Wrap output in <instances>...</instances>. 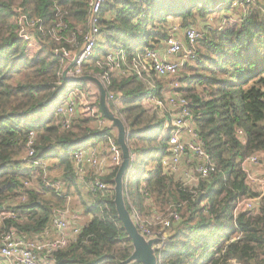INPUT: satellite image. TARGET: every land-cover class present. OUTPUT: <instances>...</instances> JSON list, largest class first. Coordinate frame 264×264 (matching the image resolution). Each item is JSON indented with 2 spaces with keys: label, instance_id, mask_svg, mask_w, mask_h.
<instances>
[{
  "label": "trees",
  "instance_id": "trees-1",
  "mask_svg": "<svg viewBox=\"0 0 264 264\" xmlns=\"http://www.w3.org/2000/svg\"><path fill=\"white\" fill-rule=\"evenodd\" d=\"M232 9L239 19L228 15ZM211 15L222 17L218 26H198ZM172 20L183 29L198 26L200 34L194 55L184 58L176 75L179 86L171 93L188 101L211 164L194 194L163 172L172 128L170 119L155 120L149 106L151 99L164 101L165 94L161 86L142 83L149 76L169 79L155 75L145 54L164 50ZM98 26L91 55L82 65L84 76L75 77L74 66L62 52L70 54L83 46L89 32L88 0H0V213L11 214L0 223V241L12 230L29 240L49 228L54 208L65 207L68 184L77 187L74 152L112 134L111 128L79 133L70 128L62 133L66 130L60 132L61 121L51 109L69 90H88L93 82L86 75L95 73L102 77L107 96L120 94L125 105L120 113L128 121L129 161L121 185L131 221V206L143 216L152 214V208L162 215H181L182 220L172 225L161 264H224L231 259L264 264V194L252 211L235 212L237 201L260 195L248 184L240 163L264 153V1L107 0ZM107 49L123 51L129 65L143 63L144 70L138 66L141 77L110 71L102 63ZM97 108L105 119L99 102ZM148 116L153 118L143 122ZM30 137L34 154L25 160ZM50 158L63 167L64 193L54 187L57 180L32 183V171ZM118 170L112 168L100 180L108 193L90 190L96 194L85 209L91 218L78 239L56 253V264H142L131 260L134 246L117 212Z\"/></svg>",
  "mask_w": 264,
  "mask_h": 264
},
{
  "label": "built area",
  "instance_id": "built-area-1",
  "mask_svg": "<svg viewBox=\"0 0 264 264\" xmlns=\"http://www.w3.org/2000/svg\"><path fill=\"white\" fill-rule=\"evenodd\" d=\"M106 1L107 0H88L90 30L85 37L83 46L71 59V65L75 66V75L79 74L82 65L91 55L96 42L95 37L100 31L98 26L100 8ZM246 2H248V0H246ZM22 17L23 16H21L20 19H22ZM177 31L176 27L170 29L168 37L164 40L163 54L155 50H149L145 54L146 60L151 65L157 77L173 80V83L170 84V89L172 91L179 86L176 75L184 63V58L194 55L195 46L200 36L197 30L193 28L186 29L185 39L187 45L184 48L177 39ZM21 36L23 37L24 34ZM24 37L28 39L26 35ZM62 54L69 58L70 54L65 52H62ZM102 63L109 66L110 69H115V71L123 77H128L133 73L141 77L140 68H138V66H141L142 70L145 69L143 63L139 61L129 65L126 62L125 53L114 49L113 51L108 50L107 53L103 55ZM103 88L105 90V86H103ZM72 95L73 94L66 95L52 110L54 115L61 121L62 130H69L73 121L81 115L92 118L94 121L98 122L99 125H102L105 120L109 121L107 118H102L98 108H94V98L89 106L84 108L85 111H83L79 109L81 106L78 102L79 99L75 97L72 99ZM106 98L111 102L117 115L122 107V96L120 94H108L107 96L106 93ZM158 103L162 105L168 104L176 108V112L172 115L173 118L170 119L172 129L167 138L169 145L168 154L162 160L163 172L171 177H177L178 175L177 182L180 183V187L183 188V191L187 190L188 193L194 194L200 181L206 179L209 175L210 168L208 165L211 166V164L209 156L199 137V132L191 120L188 101L185 100L183 96L174 93L173 95L165 96L164 101L157 99L150 100V104L158 105ZM116 119H118L123 126L126 125L122 118L117 117ZM111 124L113 123L111 122ZM238 138L241 140L244 139V135L241 131L238 132ZM103 139L106 142L103 144L106 150L104 151L103 149L102 151H104L107 157L100 155V152L96 148L97 145L94 142H90L81 150L75 151L73 157L79 156L84 152L86 160L88 159L87 165L91 164L100 172L106 163H108L107 167L111 169L120 167L122 164V150L120 146L110 135L104 136ZM33 154L32 137H30L27 144L26 155L28 158H31ZM258 156L259 154H252L246 157L240 163V168L245 174L247 182L249 181L260 185L262 191L259 193V197L254 199L243 198L237 201L235 212L240 210L245 212L252 211L264 194V174L261 178L253 174L254 167L261 162ZM183 162H186L189 168L187 170L183 169V171L181 170L180 172L179 166ZM75 167V174L77 176L79 175V171L82 170V166ZM40 170L41 173L45 170L43 163L40 166ZM55 188L57 191H60L61 185H55ZM91 189L102 195L108 193V186L97 179L93 181ZM131 208L134 226L137 227L139 234L145 241L152 242L151 250L155 256L156 264H161L162 251L168 243V238L172 234V225L182 220L181 215L174 212H166L165 215H162L158 214L154 209L151 211L152 214L147 218V216L143 217L139 215L132 206ZM10 216L11 214L8 212H1L0 223L3 219ZM84 226L85 222L81 220L77 213L68 208L54 209L52 211L50 227L34 235L29 240L20 237L13 230L4 233L0 241V259L10 264H56V253L75 242L82 233ZM224 264L241 263L231 259Z\"/></svg>",
  "mask_w": 264,
  "mask_h": 264
},
{
  "label": "rangeland",
  "instance_id": "rangeland-1",
  "mask_svg": "<svg viewBox=\"0 0 264 264\" xmlns=\"http://www.w3.org/2000/svg\"><path fill=\"white\" fill-rule=\"evenodd\" d=\"M254 1H256L258 3H263L264 0H254ZM13 2L16 4V3H19V0H13ZM18 6H19V4H17V6H15V7H12L13 10L14 11L17 10ZM236 12L237 11H234V9H232L231 13H228V15L233 16L234 14H236ZM240 13H241V11H240ZM221 18L222 17H215L214 15L208 16L206 19L200 20L198 26L199 27L201 25L212 26V27L218 26L220 24ZM234 18L239 19V16L234 15ZM11 20H12V18H11ZM172 23H173L172 27H176L178 30L177 31V39L181 42L182 46L185 48V46H186L185 31H186V29H183L179 24H177L178 23L177 21L173 22V20H172ZM198 26H193L194 27L193 29L198 30ZM76 29L78 32H81L82 26L78 25ZM89 30H90V25H89ZM69 42H72V41H69ZM108 50L113 51V49H107V51ZM78 51L79 50H76V51H73L70 53L69 58H68L69 64H71V62H72L71 59L73 58V55H75ZM171 60H173V59H171ZM72 66H74V65H72ZM110 71L115 72V69L111 68ZM89 75L90 74H88L86 76H88L90 79L98 81L102 87L104 86V81H103L102 77L96 76L95 73H93V75H91V76H89ZM73 76H75V77L84 76V71H83L82 67H81L79 74L75 75V66H74ZM90 79H89V81L93 82V85H89L90 88L88 90L87 89H83V90L71 89V90H69L70 92L68 91V93H67V95L73 94L71 96L72 99H73V97H75L76 99H79L78 102L81 105L79 107V109L83 110V111H85L84 108L86 106H89V104L93 100V98H94V101H93L94 102V108H97V104L99 102V91L97 89L95 82L93 80H90ZM142 83L146 84V87L154 86L155 84L157 86H161V89L164 91L165 96H169L172 93V90L170 89L171 88L170 84L173 83V80H170V79L156 80L152 76H149L146 79V81L142 80ZM97 91H98V93H97ZM106 101H107V98H106ZM13 103H14V101H13ZM53 107L54 106H52V108H51L52 110H53ZM124 108H125V105L122 104L121 110H123ZM149 109H152L151 111L154 110L153 117L157 121L165 120V119H167V120L172 119L173 118L172 115L176 112L175 111L176 108L169 106L168 104L162 105L160 103H158V105L151 104L149 106ZM110 110H111V112H113V116L115 118L120 117V118H122V120H124V121L126 120V117L123 114H121L120 112H118L117 115H115L116 113H115L112 105L110 106ZM153 117H150V116L144 117L142 120L144 122L146 119H150ZM82 120H84L83 121L84 123H81ZM191 120H192V117H191ZM192 122H193V120H192ZM125 123L128 124V121L126 120ZM169 123H171V122L169 121ZM110 124H111L110 120L109 121L105 120L102 125H99V123L94 121L93 119H90L84 115H81L80 118L78 117L73 122V124H72L73 127H71V129H70L71 131L66 130V131L62 132L63 130H60V132L68 133L67 131H70V132L74 131V133H79V132H82V131L88 130V129L93 130V131H102L104 128H109ZM170 126H171V124H170ZM123 127L125 130H127L126 125ZM33 135H35V134L33 133ZM110 136L112 137L113 140H117L118 136H119V129H117V131L115 132V135L111 134ZM91 142H93V141H91ZM95 143L97 144L96 148L98 149L99 152H101L104 149L103 144L106 142L104 139H99ZM105 147H106V145H105ZM81 149L82 148H80L79 150H81ZM105 150H106V148L104 149V151ZM260 155L258 156L259 158H260ZM27 158L28 157H27L26 153H24L23 159L26 160ZM73 161H74L73 165L82 166V170L79 171V175H77V177H76V182H77L76 186L78 188L73 187V185L68 184L67 192H69V194L67 196V202L65 203L64 208H68L69 210L77 213L80 216L81 220L86 223L91 217L85 213V209H87L89 206H91L93 204L92 203L93 194L96 195L95 193H93L91 195L90 190H91L92 183H89L87 180L89 179V180L94 181L97 179L100 181L101 179H103L104 176H107V173H105V169L108 166V163H106L104 165V167H102V169H101L102 171L100 172L97 168H94L91 164L87 165L88 159L86 160L84 152H83V154H80L79 156H74ZM56 162H57V160L55 158H50L48 160L43 161V165L45 167V170L42 173H41V170L32 171V174H34L33 179H32V183L33 184L34 183L39 184L40 181L49 183L51 181L57 180V182L53 183V184L59 185V186L61 185L60 190H62L64 193L66 191L67 186L65 184L66 182H64L65 175H64L63 167H57L55 165ZM188 168H189L188 164L186 162H183L179 166V171L181 172V170L182 171H183V169L187 170ZM253 170H254L253 174L256 175L258 178H261L264 174V166H261V162L258 165H256ZM139 176H140V173L137 174V177H139ZM177 177H178V175H177ZM177 177H171L175 183H177V180H178ZM121 184H122V182H121ZM248 184L252 186V188L255 192L261 193L262 189H261L260 185H257L255 183H252L249 181H248ZM55 185H54V187H55ZM75 188L78 189V192H75ZM152 210H154V208H152ZM140 215L143 216V214H140ZM150 215L151 214L146 215L147 218Z\"/></svg>",
  "mask_w": 264,
  "mask_h": 264
},
{
  "label": "water",
  "instance_id": "water-1",
  "mask_svg": "<svg viewBox=\"0 0 264 264\" xmlns=\"http://www.w3.org/2000/svg\"><path fill=\"white\" fill-rule=\"evenodd\" d=\"M65 76V73L63 74ZM99 91V107L105 118L110 120L113 123V126H118L119 136L117 142L122 150V164L119 167L118 173L115 177V204L117 208V212L119 218L132 240L134 246V252L131 257V260H136L141 262L142 264H156L155 256L151 251V241H145V239L137 232L135 226L133 225L129 215L125 211V208L122 203V185H121V177L128 165L129 161V151L127 145L125 143V129L121 122L113 117L107 110V101H106V91L101 86L98 81H94Z\"/></svg>",
  "mask_w": 264,
  "mask_h": 264
},
{
  "label": "crops",
  "instance_id": "crops-1",
  "mask_svg": "<svg viewBox=\"0 0 264 264\" xmlns=\"http://www.w3.org/2000/svg\"><path fill=\"white\" fill-rule=\"evenodd\" d=\"M163 49L161 50V49H159L158 50V52L159 53H161V54H163ZM97 89H98V87H97ZM97 93H98V91H97ZM110 104L109 103H107V105H106V107H107V110H108V112L113 116V112H111V110H110V106H109ZM114 117V116H113ZM118 126H113V124H110L109 125V128H111V132H112V134L113 135H115V132L117 131V128ZM95 143V142H94ZM96 144V143H95ZM97 145V144H96ZM100 155L101 156H103V157H107L106 155H105V153H104V151H101L100 152ZM260 155V154H259ZM264 153H261V155H260V159H261V166H264ZM106 173H107V175L111 172V168L110 167H107L106 168ZM0 264H10L9 262H7V261H5V260H2V259H0Z\"/></svg>",
  "mask_w": 264,
  "mask_h": 264
},
{
  "label": "clouds",
  "instance_id": "clouds-1",
  "mask_svg": "<svg viewBox=\"0 0 264 264\" xmlns=\"http://www.w3.org/2000/svg\"><path fill=\"white\" fill-rule=\"evenodd\" d=\"M152 251V250H151ZM154 255V254H153Z\"/></svg>",
  "mask_w": 264,
  "mask_h": 264
}]
</instances>
